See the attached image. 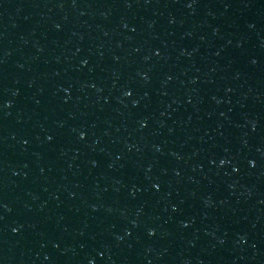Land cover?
<instances>
[{
    "label": "water",
    "instance_id": "obj_1",
    "mask_svg": "<svg viewBox=\"0 0 264 264\" xmlns=\"http://www.w3.org/2000/svg\"><path fill=\"white\" fill-rule=\"evenodd\" d=\"M0 264H264V0H0Z\"/></svg>",
    "mask_w": 264,
    "mask_h": 264
}]
</instances>
